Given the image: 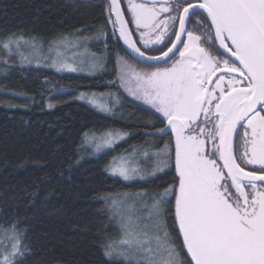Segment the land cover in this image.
I'll use <instances>...</instances> for the list:
<instances>
[{
	"label": "snow or ice",
	"instance_id": "6c2138e0",
	"mask_svg": "<svg viewBox=\"0 0 264 264\" xmlns=\"http://www.w3.org/2000/svg\"><path fill=\"white\" fill-rule=\"evenodd\" d=\"M106 12L134 58L163 64L137 73L118 58L121 81H136L127 91L159 113L157 131L174 138L155 170L174 167L175 175L144 203L146 215L112 201L122 236L102 245L103 254L112 264H264V0H127L123 9L122 0H108ZM59 43L79 46L66 36ZM22 46L34 50L35 41L16 34L0 41L9 55ZM62 69L77 70L61 61ZM112 171L124 180L136 172ZM8 239L0 264H24V233L13 226Z\"/></svg>",
	"mask_w": 264,
	"mask_h": 264
},
{
	"label": "trees",
	"instance_id": "16d2710c",
	"mask_svg": "<svg viewBox=\"0 0 264 264\" xmlns=\"http://www.w3.org/2000/svg\"><path fill=\"white\" fill-rule=\"evenodd\" d=\"M107 3L0 0V41L16 34L51 46L61 37H86L91 51L106 59L105 70L95 76L0 61V236H10L13 226L24 233V264H112L102 249L122 236L112 201L150 205L151 194L163 191L175 175L174 167L144 181L111 174L117 161L156 155L174 138L157 131L164 127L161 115L119 87V57L142 69L155 67L134 61L116 39ZM195 27L194 21L189 28ZM82 94L116 97L119 110L115 116L99 113L79 101ZM109 133L128 136L97 151L95 142ZM164 219L175 237L167 210ZM176 243L179 247L178 237Z\"/></svg>",
	"mask_w": 264,
	"mask_h": 264
},
{
	"label": "rangeland",
	"instance_id": "374dc122",
	"mask_svg": "<svg viewBox=\"0 0 264 264\" xmlns=\"http://www.w3.org/2000/svg\"><path fill=\"white\" fill-rule=\"evenodd\" d=\"M136 3H147L151 5L152 0H135ZM139 34V33H138ZM78 38L79 46L72 47L71 45L65 46L59 43V41L53 42L51 46H44L42 44L35 43V49L33 50L30 47L22 46L18 51L14 50L10 55L5 53L2 47H0V61L3 62L4 59H8L9 62L14 59H18L21 61V64L27 66H33L43 69H52L59 73L63 74H73V75H86V76H95L105 70L106 59L104 56L95 54L91 51L92 42L83 37H69ZM154 38V36H153ZM23 43V42H22ZM155 46V45H153ZM151 46V47H153ZM26 57L27 59H23ZM125 60V59H124ZM63 61L71 64L75 67L76 71H68L67 69L58 70L59 63ZM127 61L128 65H130V71L134 70L137 73L149 72L152 70H146L135 66L132 62ZM121 69L118 63V84L120 89L132 100L141 103L151 110L155 111L151 108V106L145 104L143 100L136 99L133 95H131L128 91V87L135 88L136 81L131 76L126 78L125 82L121 81ZM130 81V82H129ZM82 96V95H81ZM79 98V101L86 103L91 108L96 110L99 113L115 116L119 110V101L116 97H112L111 95H86L83 94L84 98ZM91 101V102H90ZM107 109V110H104ZM159 114V113H158ZM160 115V114H159ZM127 138L128 135H116L112 134L109 136L108 134L100 137L95 144L100 145L99 150L109 149L118 141H121L124 137ZM111 139L112 143L107 144L105 140ZM159 157L156 155H150L148 152L145 154H140L139 157L136 156H128L123 160L117 161L112 168L123 166L129 170L135 169L136 172L133 175V178L130 180H125L126 182H134V181H144L148 178H153L157 175L158 172H163L167 168H163V171H156V166ZM163 167V165H161ZM154 172H156L155 175ZM111 174L123 179L118 174H114L111 169ZM124 180V179H123ZM128 209H135V214L137 216L146 215L142 210L144 207L140 206L137 199L130 200V203H127ZM11 247V241L6 237V235L0 236V259H2L4 253V248Z\"/></svg>",
	"mask_w": 264,
	"mask_h": 264
},
{
	"label": "water",
	"instance_id": "95a60500",
	"mask_svg": "<svg viewBox=\"0 0 264 264\" xmlns=\"http://www.w3.org/2000/svg\"><path fill=\"white\" fill-rule=\"evenodd\" d=\"M144 1V0H143ZM122 9H123V5H122ZM127 18V17H126ZM190 26V24L188 25V27ZM135 38V37H134ZM124 44V43H123ZM128 54L130 55V57L136 61L137 63L144 65V66H148V67H156V66H163L162 62H160L159 64L155 61H144L142 58H134V54L131 53L130 49H127V46L124 45ZM211 86V85H210ZM242 130V129H241Z\"/></svg>",
	"mask_w": 264,
	"mask_h": 264
},
{
	"label": "flooded vegetation",
	"instance_id": "af4514ba",
	"mask_svg": "<svg viewBox=\"0 0 264 264\" xmlns=\"http://www.w3.org/2000/svg\"><path fill=\"white\" fill-rule=\"evenodd\" d=\"M170 2H174V0H170ZM243 130H241V132H242Z\"/></svg>",
	"mask_w": 264,
	"mask_h": 264
}]
</instances>
